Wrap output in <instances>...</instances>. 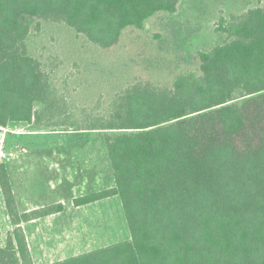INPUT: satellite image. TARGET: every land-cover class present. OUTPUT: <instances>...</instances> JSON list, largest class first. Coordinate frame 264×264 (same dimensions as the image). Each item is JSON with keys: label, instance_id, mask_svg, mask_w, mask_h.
Instances as JSON below:
<instances>
[{"label": "trees", "instance_id": "16d2710c", "mask_svg": "<svg viewBox=\"0 0 264 264\" xmlns=\"http://www.w3.org/2000/svg\"><path fill=\"white\" fill-rule=\"evenodd\" d=\"M180 0H0V127L106 131L113 196L130 239L53 264H264V7L222 18L224 43L200 55L199 72L172 87L138 83L104 117L81 121L50 81L29 39L40 21L64 24L110 49ZM40 106L41 109H36ZM0 187L13 225L0 264H34L23 223L62 204L20 214L6 164Z\"/></svg>", "mask_w": 264, "mask_h": 264}, {"label": "rangeland", "instance_id": "374dc122", "mask_svg": "<svg viewBox=\"0 0 264 264\" xmlns=\"http://www.w3.org/2000/svg\"><path fill=\"white\" fill-rule=\"evenodd\" d=\"M257 7H264V0H180L175 14L159 13L146 23L143 30L128 28L120 43L110 49L92 45L83 35H77L64 24L40 21V29L32 31L29 48L32 55L42 62L61 99L72 107L69 113L76 119L86 121L106 116L113 98L135 84L172 87L178 75L199 72L200 55L224 43L225 36L217 32L220 20L224 18L229 21L232 14ZM36 109L41 107L37 106ZM7 129L9 131L4 134V139L0 140V164L7 166L11 162V156L6 151L21 148L22 140L25 139H21V136H24L28 137L27 145L79 148L78 163H94V177L102 170L106 178L104 184L113 183V170L105 145L106 131H76L67 127L46 129L43 130L48 132L45 136H35L31 135V131L36 130L33 126L22 124ZM15 133L22 134L16 141L9 136ZM43 136L45 138H41ZM86 148L91 150L84 151ZM88 153H94L95 156H89ZM96 157L101 162L96 161ZM99 189L97 185H90L84 189V194L97 193ZM80 191L81 188L75 191L73 187L62 185L59 192L68 198L71 195L79 197ZM118 200L107 206L102 205L103 214L99 220L106 224L98 225L99 230L106 233L114 227H118V231L122 229L118 236L109 233L112 238L108 243L130 238L122 202ZM110 205L116 207L117 212L114 213L117 214L115 218L118 223L113 224L108 219V210L114 211ZM10 221L6 205L0 199L3 246L13 231ZM122 226L126 229V239ZM99 245L95 243L91 247Z\"/></svg>", "mask_w": 264, "mask_h": 264}, {"label": "crops", "instance_id": "0c3cea01", "mask_svg": "<svg viewBox=\"0 0 264 264\" xmlns=\"http://www.w3.org/2000/svg\"><path fill=\"white\" fill-rule=\"evenodd\" d=\"M31 133V135L38 136L48 132L35 130L31 131ZM21 135L15 133L9 136L16 141V138L20 139L18 136ZM44 136L41 138H45ZM1 137L2 133L0 131ZM26 138L28 137L21 136V139H24L22 140L21 148L6 151L11 156L9 159L11 162L7 164V170L19 213L24 214L58 204L64 206V210L61 213L22 224L34 264H53L119 243L118 241L108 243V240L112 238L110 236L111 233L118 236L119 232L122 231V229L118 231V227L113 225L117 222L115 206H109H113L114 211L108 210V219L113 222L112 226L114 228L106 233L98 228V225L103 226L106 224V222L99 220L103 214L102 205L107 206L111 202L119 201L118 196L81 207H76L73 203L76 198L89 195V193L84 194V189L87 186L97 185L100 188L98 191L111 189L115 185L114 179L113 183L104 184L106 178H104L105 175L102 170L96 173V177H94V163H78L79 148L27 145ZM29 138L33 139V137ZM87 150L91 149H84V151ZM93 154L88 153L89 156H93ZM96 158V161L101 162L99 157ZM62 185H67L69 188L73 187L75 191L81 188L80 193H78L79 197L76 195H71L68 198L63 197L59 192ZM93 192L95 193V191ZM0 199L2 204L5 205L2 193ZM113 213L115 216L112 215ZM8 218L10 219L9 215ZM78 221L80 224H78ZM115 228H117L118 232ZM125 230L126 237L124 239L127 238ZM95 243H100V245L91 247Z\"/></svg>", "mask_w": 264, "mask_h": 264}, {"label": "built area", "instance_id": "2783aa9c", "mask_svg": "<svg viewBox=\"0 0 264 264\" xmlns=\"http://www.w3.org/2000/svg\"><path fill=\"white\" fill-rule=\"evenodd\" d=\"M0 131H1V133H2V137L0 138V140H1L2 138L4 139V137H5L4 134H6L9 130L6 129V128H2V127H0Z\"/></svg>", "mask_w": 264, "mask_h": 264}]
</instances>
